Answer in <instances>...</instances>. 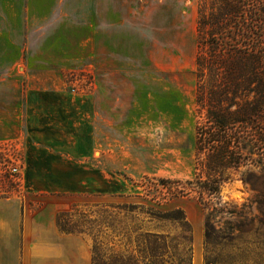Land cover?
Segmentation results:
<instances>
[{
    "label": "rangeland",
    "instance_id": "rangeland-1",
    "mask_svg": "<svg viewBox=\"0 0 264 264\" xmlns=\"http://www.w3.org/2000/svg\"><path fill=\"white\" fill-rule=\"evenodd\" d=\"M200 1L0 0V108H115L113 125L100 120L94 151L113 178L68 211L73 222L86 214L92 235L108 238L112 223L142 225L149 208L178 207L191 226L193 264L205 254L212 264H264V163L234 173L208 208L196 193L173 198L160 182L195 178V132L204 121L194 74ZM21 156L15 144L0 146V198L24 193ZM125 205L138 209L108 208Z\"/></svg>",
    "mask_w": 264,
    "mask_h": 264
},
{
    "label": "trees",
    "instance_id": "trees-1",
    "mask_svg": "<svg viewBox=\"0 0 264 264\" xmlns=\"http://www.w3.org/2000/svg\"><path fill=\"white\" fill-rule=\"evenodd\" d=\"M196 33L195 95L204 121L195 132V178L184 184L160 182L173 198L196 193L208 208L219 203L221 186L234 173L264 163V0H201ZM258 195L264 198L263 192ZM108 208L117 214L138 209ZM72 212L79 214L76 207ZM108 212L105 207L103 213ZM147 214L142 225L108 224V238L100 230L92 235L83 213V222L69 220L71 212H60L56 222L63 233L92 238L91 264H192L191 226L184 210L149 208ZM164 223L179 230L177 237L161 229ZM211 230L208 217L206 249ZM204 264H212L207 254Z\"/></svg>",
    "mask_w": 264,
    "mask_h": 264
},
{
    "label": "crops",
    "instance_id": "crops-1",
    "mask_svg": "<svg viewBox=\"0 0 264 264\" xmlns=\"http://www.w3.org/2000/svg\"><path fill=\"white\" fill-rule=\"evenodd\" d=\"M115 112L0 108V146L19 148L24 183L23 194L0 198V264H91L89 240L63 233L56 219L76 198L104 192L113 178L94 151L100 120L113 125Z\"/></svg>",
    "mask_w": 264,
    "mask_h": 264
},
{
    "label": "built area",
    "instance_id": "built-area-1",
    "mask_svg": "<svg viewBox=\"0 0 264 264\" xmlns=\"http://www.w3.org/2000/svg\"><path fill=\"white\" fill-rule=\"evenodd\" d=\"M10 172L12 173V174H14L15 176H19V174H20V168L19 167H16V166H10Z\"/></svg>",
    "mask_w": 264,
    "mask_h": 264
},
{
    "label": "clouds",
    "instance_id": "clouds-1",
    "mask_svg": "<svg viewBox=\"0 0 264 264\" xmlns=\"http://www.w3.org/2000/svg\"><path fill=\"white\" fill-rule=\"evenodd\" d=\"M228 191H229V189H228V187L225 185L224 188L222 189L221 195L223 196L224 193H225V192H228ZM233 196L235 197V194H234V193H233ZM236 198H238V197H236Z\"/></svg>",
    "mask_w": 264,
    "mask_h": 264
},
{
    "label": "bare ground",
    "instance_id": "bare-ground-1",
    "mask_svg": "<svg viewBox=\"0 0 264 264\" xmlns=\"http://www.w3.org/2000/svg\"><path fill=\"white\" fill-rule=\"evenodd\" d=\"M198 260L199 259V253H197L195 250H194V260ZM192 262H193V259H192ZM195 262V261H194ZM193 264V263H192Z\"/></svg>",
    "mask_w": 264,
    "mask_h": 264
}]
</instances>
